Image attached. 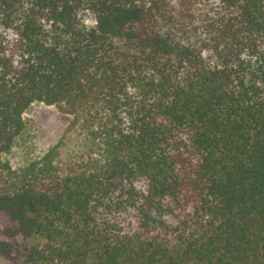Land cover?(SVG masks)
<instances>
[{"label":"trees","instance_id":"trees-1","mask_svg":"<svg viewBox=\"0 0 264 264\" xmlns=\"http://www.w3.org/2000/svg\"><path fill=\"white\" fill-rule=\"evenodd\" d=\"M0 259L264 264V0H0Z\"/></svg>","mask_w":264,"mask_h":264},{"label":"rangeland","instance_id":"rangeland-1","mask_svg":"<svg viewBox=\"0 0 264 264\" xmlns=\"http://www.w3.org/2000/svg\"><path fill=\"white\" fill-rule=\"evenodd\" d=\"M27 133L21 141L19 153L23 157H38L52 147L68 128L71 117L54 106L34 104L25 116ZM0 264H9L0 259Z\"/></svg>","mask_w":264,"mask_h":264}]
</instances>
